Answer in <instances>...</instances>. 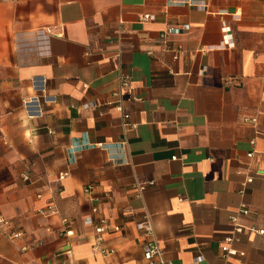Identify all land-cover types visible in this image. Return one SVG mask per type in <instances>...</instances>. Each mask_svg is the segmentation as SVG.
I'll list each match as a JSON object with an SVG mask.
<instances>
[{"label": "crops", "instance_id": "crops-1", "mask_svg": "<svg viewBox=\"0 0 264 264\" xmlns=\"http://www.w3.org/2000/svg\"><path fill=\"white\" fill-rule=\"evenodd\" d=\"M0 216V264H146L144 219L167 262L264 264V0H0Z\"/></svg>", "mask_w": 264, "mask_h": 264}, {"label": "built area", "instance_id": "built-area-1", "mask_svg": "<svg viewBox=\"0 0 264 264\" xmlns=\"http://www.w3.org/2000/svg\"><path fill=\"white\" fill-rule=\"evenodd\" d=\"M196 6V5H195ZM143 23L145 22H150L154 20V16L150 15V14H146L144 15L141 19H140ZM224 32H225V46L226 47H230L231 45L233 46V39H232V35H231V28L228 26H224ZM186 31L189 30L188 26H185L183 29H178L176 27H171L169 28L165 34V35H171V34H175L177 32H181V31ZM174 56L176 58H179L178 53L175 52ZM37 83L39 84V89L43 92L46 91V80L45 78L38 80ZM129 80L128 78H126V76H121V85L122 87H128L129 86ZM24 106L26 107V110L28 111V114L30 117L35 118V117H40L42 115V111L39 105V100L37 97H33V98H29L28 101H26L24 103ZM89 106V105H88ZM87 106V107H88ZM126 119H129V116H125ZM256 119H245V122H256ZM253 143H255L253 141ZM59 178V182L61 183L62 181H64L66 179V174L61 173V175L58 177ZM23 179L26 181H29V177L28 175H23ZM253 181V179H248L247 183H251ZM154 182H150L147 185H139L137 188L138 190L142 193L143 191H145V189L147 187L153 186ZM93 191V186H89L86 188V192L90 195V201L92 203V213L94 215H98L100 212V205H101V200L94 195ZM38 198H42V195L39 194ZM57 212V208H55L54 205H48L47 206V210H41L39 211V214L41 215H48L50 213H55ZM240 213L243 215H248L249 214V210L247 208H242L240 210ZM94 225H95V231H96V237L94 238L93 241V245H92V251H94L95 253H98L102 256L107 257L108 255L112 254L114 252V250L110 249V248H105L104 247V235L108 232V231H115L118 232L120 231L119 227H112L110 221H108V219L98 216L95 221H91ZM234 222L236 223V228L239 233L242 232V230L244 229L243 226L238 224V219L234 218ZM8 220L3 216H0V228L3 229V233L4 236L9 239L12 243H17L19 242V240H22L24 233L20 230L18 231H9L6 232L4 230V226L9 225L8 224ZM63 223L65 224V226L68 225V220L67 219H63ZM137 228L138 230H140L142 232V234L144 235V237L146 238V241L142 247L143 249V255H144V261L146 264H175L172 261H165L164 259V255H163V250L161 249L158 241L155 239V234H154V227L152 225V222H150L147 219H144L143 221H140L139 223H137ZM250 231L252 232H256L260 235H264V230H258L256 228H249ZM227 242H232V239H228ZM226 242V243H227ZM223 258L225 260L231 258V257H243L245 255V252H238L235 249H232L230 246H228L227 244L225 246H223ZM32 249H29V247H22L21 251L22 252H28ZM69 256V255H68ZM201 257H198L197 260L195 261V264L200 263L201 261ZM27 264H34L33 262L27 263ZM66 264V263H64Z\"/></svg>", "mask_w": 264, "mask_h": 264}]
</instances>
